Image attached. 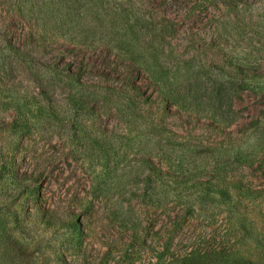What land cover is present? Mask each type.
Masks as SVG:
<instances>
[{
  "label": "rangeland",
  "instance_id": "obj_1",
  "mask_svg": "<svg viewBox=\"0 0 264 264\" xmlns=\"http://www.w3.org/2000/svg\"><path fill=\"white\" fill-rule=\"evenodd\" d=\"M94 1L0 0V264H264V0H131L144 67Z\"/></svg>",
  "mask_w": 264,
  "mask_h": 264
},
{
  "label": "trees",
  "instance_id": "obj_2",
  "mask_svg": "<svg viewBox=\"0 0 264 264\" xmlns=\"http://www.w3.org/2000/svg\"><path fill=\"white\" fill-rule=\"evenodd\" d=\"M126 3L127 5H125ZM100 8L104 9L105 17H100ZM130 10H135V5L131 0H121L118 2H114L111 0H95L93 4L92 17L95 21L101 24H97L95 26L97 30L106 28V32L110 33L105 32V35L112 34L115 36L113 42V47L115 49L125 51L129 54L130 58L133 59L135 64L140 67H144L147 62V52H150L151 48L149 46V42L153 39V35L165 34V32H168V28L170 27V25L167 22L157 19L155 17L146 18L139 15H131ZM157 20H159V22H157ZM149 36H151V38L147 39ZM150 57L152 59H157L156 55H150ZM83 66H80L78 70L74 71L71 70V66L68 64L64 65L63 68L69 73L70 76H72V78L80 79L81 76L85 74V70L87 68L85 65ZM238 72L240 74L244 73L242 69H240ZM244 76H248L247 78H250V75L244 74ZM135 90L139 93H142V91L136 85ZM151 169L155 172L159 179L169 176L167 172L163 171L159 167H155L154 165H152ZM176 184L177 186H179V182H177ZM202 184L203 183H199L200 186H202ZM205 189L209 192L218 194L222 200H228L231 198L230 187L228 185H223L220 180L207 182ZM199 197L201 199H204L205 194L200 192ZM38 211L40 218L48 227L65 226L67 223H65L63 218L68 216H71L72 218V225H79V222L77 220L78 216L73 212L66 211L65 213H60L54 207L45 206H39ZM162 248L163 249L159 252L158 257H156V261L153 264L213 263L212 256L209 258L208 256H205V253L203 255H194L190 257L188 255H174L172 257H164L162 254L165 253L166 248L164 246ZM150 263L152 262H148V264Z\"/></svg>",
  "mask_w": 264,
  "mask_h": 264
}]
</instances>
